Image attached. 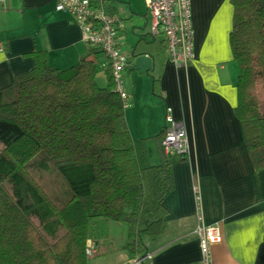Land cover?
Segmentation results:
<instances>
[{"label":"trees","instance_id":"trees-1","mask_svg":"<svg viewBox=\"0 0 264 264\" xmlns=\"http://www.w3.org/2000/svg\"><path fill=\"white\" fill-rule=\"evenodd\" d=\"M232 3L230 46L239 72L234 112L260 173L263 0ZM33 58L34 70L18 78L8 95L0 94V264H88L90 227L98 219L124 224L126 249L137 258L152 255L165 228V202L175 189L173 167L185 160L165 156L164 131L157 137L160 163L150 165L144 145L150 140L132 139L128 108L115 91L111 69L101 86L90 57L67 70L51 66L44 52ZM53 171L60 179L59 192L44 184ZM7 185L14 186L13 194ZM53 221L65 234L51 244L42 229Z\"/></svg>","mask_w":264,"mask_h":264},{"label":"crops","instance_id":"crops-1","mask_svg":"<svg viewBox=\"0 0 264 264\" xmlns=\"http://www.w3.org/2000/svg\"><path fill=\"white\" fill-rule=\"evenodd\" d=\"M149 2L111 0L110 5L122 21V52L132 63L124 73L129 76L123 75L127 126L133 140H150L146 149L157 144L160 160L157 137L170 110L185 125L189 155L173 167L175 189L165 202V228L145 264H202L198 219L221 236L211 250L212 264H264V172H256L234 112L239 72L230 46L232 0H191L195 60L183 69L175 68L165 47L151 40ZM56 5L57 0L0 3V94L8 95L18 78L34 70L36 52L46 53L59 70L86 57L97 68L106 64L100 53L90 54L82 30ZM133 56L151 58L152 69L140 75ZM46 226L53 241L43 231ZM46 226L42 233L51 244L65 234L57 221Z\"/></svg>","mask_w":264,"mask_h":264},{"label":"built area","instance_id":"built-area-1","mask_svg":"<svg viewBox=\"0 0 264 264\" xmlns=\"http://www.w3.org/2000/svg\"><path fill=\"white\" fill-rule=\"evenodd\" d=\"M5 0H0L4 3ZM111 0H57L56 11L72 17L84 34L89 51L100 53L106 60L103 70L111 69L115 91L125 107H129L123 85V75L132 65L130 56L122 52L123 24L110 9ZM150 35L164 42L170 63L183 69L195 60V36L192 25L191 0H150L148 4ZM165 136L162 148L167 157L175 156L186 160L189 155L185 125L171 117L167 110ZM195 236L199 242L202 264H212V247L220 244L217 228H205L198 219ZM102 250L97 243L87 242V259L99 258ZM151 256L143 257L129 264H145Z\"/></svg>","mask_w":264,"mask_h":264},{"label":"rangeland","instance_id":"rangeland-1","mask_svg":"<svg viewBox=\"0 0 264 264\" xmlns=\"http://www.w3.org/2000/svg\"><path fill=\"white\" fill-rule=\"evenodd\" d=\"M98 82L106 84L105 71L100 67ZM137 76H139L136 73ZM129 76V75H124ZM140 79L146 78L139 76ZM154 94L151 93V96ZM157 97V96H156ZM158 98V97H157ZM149 144V143H147ZM148 162L152 166H156L160 163L158 147L156 143L149 144L147 147ZM3 151V145L0 144V153ZM44 184L47 190L61 191L60 179L56 177L55 172L48 173L44 177ZM10 193H14V186H6ZM60 224V223H59ZM50 226H46L43 231L45 235L53 241ZM91 241L98 243L102 250V255L99 258L90 259L88 264H129L134 262L137 257L127 251V228L124 224L113 223L104 219H98L91 223L90 227Z\"/></svg>","mask_w":264,"mask_h":264},{"label":"water","instance_id":"water-1","mask_svg":"<svg viewBox=\"0 0 264 264\" xmlns=\"http://www.w3.org/2000/svg\"><path fill=\"white\" fill-rule=\"evenodd\" d=\"M135 59V70L140 73V75H144L145 72L149 71L153 67V61L151 58L146 56H139V57H133L132 60Z\"/></svg>","mask_w":264,"mask_h":264}]
</instances>
